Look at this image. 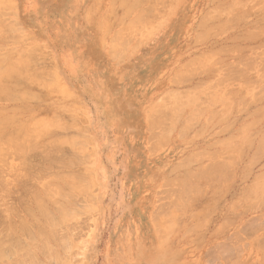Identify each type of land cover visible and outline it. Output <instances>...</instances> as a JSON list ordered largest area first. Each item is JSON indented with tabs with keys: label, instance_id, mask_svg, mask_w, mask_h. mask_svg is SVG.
I'll return each mask as SVG.
<instances>
[{
	"label": "rangeland",
	"instance_id": "374dc122",
	"mask_svg": "<svg viewBox=\"0 0 264 264\" xmlns=\"http://www.w3.org/2000/svg\"><path fill=\"white\" fill-rule=\"evenodd\" d=\"M133 1L0 0V57L7 53L0 66L15 67L7 78L1 79L4 73L0 74V87L4 89L0 88V116L14 115L8 116L9 120L6 116L5 120L0 118L8 121V125L4 122L3 128L0 126V232L11 234L3 240V248L8 243L15 244L17 237L22 241L21 235L22 243L31 241L24 246L19 240L16 242V252L21 253L17 256L15 245L7 246L6 251L13 250L8 254L1 248L5 257L0 256V264H264V142L260 145L259 140L264 139V73L259 75L264 68V0H136V5ZM126 6L133 9L130 7L127 12ZM243 9L247 11L244 15ZM139 10V18L144 20L139 19L141 27L128 24L131 19V24L136 22L133 18L138 19ZM146 23L148 26H144ZM126 25L133 27L129 30ZM9 54L13 58L8 60ZM246 54L256 56L257 62ZM17 60L20 64L15 62L16 67ZM181 73L184 75L179 78ZM11 74L17 75L10 77ZM227 74L231 75L229 79ZM172 100L175 108L170 105ZM158 115L164 117L159 120ZM40 119H45L43 125ZM23 123L29 133L23 131ZM160 131L161 135L155 134ZM9 135L15 139L12 144V139H7ZM248 139L253 140L251 146L244 143ZM219 155L227 156L224 160L229 163L224 166L229 169L221 170L224 166L220 160L221 167L216 164L220 176L213 169L218 176L212 179L214 175L211 177L208 171L213 164L210 159L214 157L215 167L216 160L219 163L223 159ZM206 167L210 175L205 176L204 169V180L200 179L199 168ZM194 174H199L200 181ZM209 176L212 180L205 179ZM179 179H184L186 189L195 185V191L183 192ZM174 183L176 187L182 185L183 194ZM46 184L50 185L49 192ZM175 190L187 198L179 201L181 195ZM38 205L45 216L36 208ZM48 209L58 219L56 223L55 217L50 216L55 222L51 227L42 218L49 217L45 213ZM29 213L35 216L30 217ZM22 221L28 225L20 226ZM21 227L30 228L29 234L34 236L24 232L25 236ZM14 228L16 232L11 233ZM43 230L44 239L49 240L43 241L44 236L38 234ZM36 237L42 238V248ZM236 246L241 248L236 250ZM26 247L30 251L24 252Z\"/></svg>",
	"mask_w": 264,
	"mask_h": 264
},
{
	"label": "bare ground",
	"instance_id": "6f19581e",
	"mask_svg": "<svg viewBox=\"0 0 264 264\" xmlns=\"http://www.w3.org/2000/svg\"><path fill=\"white\" fill-rule=\"evenodd\" d=\"M123 1H127V0H123ZM131 1H133V0H131ZM135 1H136V0L133 1V4L136 3ZM159 1H160V0H159ZM162 1H163V0H162ZM218 1H219V0H218ZM218 1H216V2H218ZM233 1H234V0H233ZM236 1H237V0H236ZM129 2H130V0H129ZM138 2H139V0H138ZM155 2H156V0H155ZM238 2H239V1H238ZM243 2H245V1H243ZM243 2H242V3H243ZM160 3H161V2H160ZM168 3H169V2H168ZM119 4H120V3H119ZM124 4H125V3H124ZM127 4L129 5V3H127ZM137 4H138V3H137ZM140 4L142 5L143 2L140 3ZM157 4H158V3H156L155 5H157ZM163 4H165V1L163 2ZM235 4H236V3H235ZM251 4H252V3H251ZM255 4H256V3H255ZM131 5H132V4H131ZM135 5H136V4H135ZM141 5H139V6H141ZM143 5H144V4H143ZM165 5H166V4H165ZM237 5H239V4H237ZM241 5H242V4H241ZM245 5H246V4H245ZM117 6H118V5H117ZM121 6H122V5H121ZM121 6H120V7H121ZM132 6H133V5H132ZM242 6H243V5H242ZM252 6H253V5H252ZM258 6H259V5H258ZM4 7H5V6H4ZM6 7H7V6H6ZM126 7H127V6H126ZM130 7H131V6H128L127 8L129 9ZM136 7H137V6H136ZM144 7H145V6H144ZM153 7L155 8V6H153ZM159 7L161 8V6H159ZM212 7H213V6H212ZM217 7H218V6H217ZM246 7H247V6H246ZM246 7H245V8H246ZM127 8H125V9L123 8L124 11H126ZM131 8H132V7H131ZM133 8H134V6H133ZM133 8H132V9H133ZM149 8H152V7H149ZM160 8H159V9H160ZM247 8H248V7H247ZM247 8H246V10H247ZM121 9H122V8H121ZM156 9H157V8H156ZM249 9H250V8H249ZM254 9H255V8H254ZM141 10H142V8H141ZM145 10H146V9H145ZM149 10H150V9H149ZM246 10L243 9V10H242L243 13H242V11H241V13L244 15V13L247 12ZM255 10H256V9H255ZM137 11H138V10H137ZM142 11H143V10H142ZM155 11H157V10H155ZM220 11H221V10H220ZM244 11H246V12H244ZM127 12H130V9H129V11H127ZM127 12H126V13H127ZM150 12L153 14L152 11H150ZM248 12H249V10H248ZM122 13H123V11H122ZM137 13H138V12H137ZM215 13H216V12H215ZM235 13H236V12H235ZM241 13H240V15H241ZM251 13H252V12H251ZM134 14L136 15V12H135ZM139 14H141V13H140V10H139V13L137 14L138 19H137L136 16L133 15L134 18H133V17H132V18H133L134 20L136 19V22L133 21V23H138L140 18L142 19V20L140 19L142 22L144 21L143 18H142V16L139 18ZM145 14H147V13H145ZM149 14H150V13H149ZM204 14H205V11H204ZM216 14H217V13H216ZM238 14H239V13H238ZM116 15H117V14H116ZM155 15H156V14H155ZM202 15H203V14H202ZM230 15H231V14H230ZM235 15H236V14H235ZM119 16H120V14H119ZM125 16H126V15H125ZM145 16H146V15H145ZM149 16H150V15H149ZM152 16H153V15H152ZM156 16H157V18H158V15H156ZM208 16H209V15H208ZM218 16H219V15H218ZM135 17H136V18H135ZM241 17H242V16H241ZM114 18H115V16H114ZM144 18H145V17H144ZM146 18H147V16H146ZM155 18H156V17H155ZM227 18H228V17H227ZM263 18H264V17H263ZM118 19H119V18H118ZM148 19H149V18H148ZM206 20H208V19H206ZM225 20H226V19H225ZM129 21H130V22H128V24L130 23V25H133V26H134V25H135V26H137V25L140 26V23H141V25H142V22H140V23H138V24H133V23L131 24L132 19L129 20ZM145 21H146V20H145ZM200 21H203V20H200ZM230 21H231V19H230ZM203 22H204V21H203ZM224 22H225V21H224ZM260 23H262V22H260ZM124 24H125V23H124ZM229 24H230V23H229ZM8 25H9V24H8ZM8 25H7V26H8ZM197 25H198V24H197ZM203 25H204V24H203ZM3 26H4V25H3ZM3 26H2V27H3ZM11 26H12V25H11ZM123 26H124V25H123ZM127 26H129V25H126L125 28H127ZM133 26H132V27H133ZM139 26H138V27H139ZM144 26H148L147 23H146ZM212 26H213V25H212ZM222 26H223V25H222ZM255 26H256V25H255ZM262 26H264V25H262ZM132 27L130 26V27H129L130 29H129V28H127V29L131 30ZM140 27H141V26H140ZM199 27H200V26H199ZM216 27H217V25H216ZM252 27H253V26H252ZM256 27L258 28V26H256ZM259 27H260V29L263 28V27H261V26H259ZM4 28H5V27H4ZM119 28H120V27H119ZM209 28H210V27H209ZM221 28H222V27H221ZM239 28H240V27H239ZM15 29H16V28H15ZM106 29H107V28H106ZM123 29H124V27H123ZM136 29H137V28H136ZM136 29H135V31H137ZM140 29H141V28H140ZM210 29H212V28H210ZM210 29H209V30H210ZM214 29H215V28H214ZM1 30H2V29H1ZM129 30H128V31H129ZM141 30H142V29H141ZM209 30H208V31H209ZM247 30H248V32H249V29H247ZM247 30H244V31H247ZM2 31H3V30H2ZM6 31H7V30H6ZM121 31H122V29H121ZM142 31H143V30H142ZM208 31H207V32H208ZM219 31H220V30H219ZM250 31H252V30H250ZM137 32H138V31H137ZM196 32H197V31H196ZM241 32H242V31H241ZM254 32H255V31H254ZM256 32H257V30H256ZM256 32H255V34H256ZM0 33H1V32H0ZM252 33H253V32H252ZM252 33H250L251 36L253 35ZM258 33L260 34V32H258ZM14 34H15V33H14ZM14 34H13V35H14ZM117 34H118V33H117ZM120 34H121V33H120ZM129 34H130V32H129ZM196 34H197V33H196ZM205 34H208V33H205ZM259 34H258V35H259ZM13 35H12V36H13ZM15 35H16V34H15ZM127 35H128V34H127ZM210 35H211V34H210ZM256 35H257V34H256ZM260 35H261V34H260ZM25 36H26V35H25ZM103 36H104V34H103ZM125 36H126V35H125ZM195 36H196V35H195ZM204 36H206V35H204ZM207 36H208V35H207ZM242 36H243V35H242ZM251 36H250V37H251ZM8 37H9V36H8ZM233 37H234V36H233ZM236 37H237V35H236ZM246 37H249V36H246ZM252 37H254V35H253ZM256 37H258V36H256ZM256 37H255V38H256ZM11 38H12V37H11ZM123 38H124V37H123ZM123 38H122V39H123ZM195 38H196V37H195ZM228 38H229V37H228ZM242 38H244V37H242ZM115 39H116V38H115ZM198 39H200V38L198 37ZM235 39H236V38H235ZM238 39H239V38H238ZM240 39H241V38H240ZM8 40H10V39H8ZM136 40H137V39H136ZM242 40H243V39H242ZM251 40H253V39L251 38ZM262 41H263V40H262ZM118 42H120V41H118ZM118 42H117V43H118ZM193 43H194V42H193ZM231 44H234V43H231ZM256 44H257V42H256ZM123 45H124V44H123ZM226 45H227V44H226ZM244 45H245V44H244ZM244 45H243V47H244ZM253 45H254V44H253ZM253 45H252V46H253ZM261 45H262V48H263V42H262ZM261 45H260V46H261ZM120 46L122 47V45H120ZM133 46H134V45H133ZM227 46H228V45H227ZM229 46H230V45H229ZM233 46H234V45H233ZM233 46H231V47H233ZM245 46H246V45H245ZM254 46L256 47L257 45H254ZM258 46H259V44H258ZM123 47H124V46H123ZM250 47H251V46H250ZM219 48H220V47H219ZM247 48H249V45H248ZM247 48H245V49H247ZM262 48H261V51H263V53H264V50H263ZM40 49H41V48H40ZM213 49H214V48H213ZM227 49H229V48H227ZM233 49H234V48H233ZM239 49H241V48L239 47ZM19 50H20V49H19ZM113 50H115V49L112 48V51H113ZM224 50H226V49H224ZM229 50H230V49H229ZM236 50H237V49H236ZM242 50H243V49H242ZM257 50H258V49H257ZM222 51H223V50H222ZM254 51H255V50H254ZM23 52H24V51H23ZM0 53H1V52H0ZM17 53H18V52H17ZM30 53H31V52H30ZM33 53H34V52H33ZM202 53H203V52H202ZM208 53H209V52H208ZM212 53H213V52H212ZM258 53H260V52H258ZM258 53H257V55H258ZM5 54H7V53H5ZM5 54H3L2 57H0V60H1V58H2L1 61H3V62H4V60H5V59H3V58H4V57L6 58V56H4ZM241 54H242V53H241ZM247 54H248V53H247ZM247 54H246V55H247ZM249 54H250V53H249ZM253 54H254V52H253ZM0 55H1V54H0ZM26 55H27V54H26ZM209 55H210V54H209ZM235 55H237V54H234V55H232V56L235 57ZM239 55H240V54H239ZM254 55H256V54H254ZM254 55H252V56L254 57ZM259 55H260V54H259ZM9 56H10V57L7 56V57H8V60L12 57V55L9 54ZM201 56L204 57L205 55H204V56L201 55ZM247 56L249 57V55H247ZM252 56H251V57H252ZM34 57H35V56H34ZM36 57H37V56H36ZM42 57H43V56H42ZM193 57H194V56H193ZM226 57H227V56H226ZM248 57H247V58H248ZM251 57H249V58H251ZM253 57H252V58H253ZM255 57H256V56H255ZM255 57H254L255 61L258 60V59H256ZM259 57H260V56H259ZM259 57H258V58H259ZM12 58H13V57H12ZM216 58H217V57H216ZM222 58H223V57H222ZM243 58H244V57H243ZM247 58H246V59H247ZM260 58H261V57H260ZM260 58H259V60H260ZM262 58H263V56H262ZM6 59H7V58H6ZM39 59H40V58H39ZM189 59H190V58H189ZM213 59H214V58H213ZM218 59H219V58H218ZM238 59H239V58H238ZM240 59H241V58H240ZM254 59H252V60H254ZM243 60H244V59H243ZM249 60H250V59H248L247 61H249ZM261 60H262V59H261ZM1 61H0V63H1ZM20 61L22 62L23 60L21 59ZM231 61H232V60H231ZM247 61H246V63H247ZM255 61L252 62V63L254 64ZM263 61H264V60H263ZM3 62H2V63H3ZM15 62L17 63V65H18V63L20 64L19 60L14 61V63H15ZM37 62H38V61H37ZM43 62H44V61H43ZM235 62H236V61H235ZM238 62H239V61H238ZM243 62H244V61H243ZM256 62H257V61H256ZM2 63H1V64H2ZM16 63H15L14 65L17 67ZM222 63H223V62H222ZM261 63H262V62H261ZM3 64H4V63H3ZM197 64H198V63H197ZM232 64H233V63H232ZM236 64H237V63H236ZM236 64H235V66H236ZM263 64H264V62H263ZM35 65H36V64H35ZM43 65H44V64H43ZM233 65H234V64H233ZM255 65H256V63L254 64V66H255ZM258 65H259V64H258ZM258 65H257V66H258ZM260 65H262V64H260ZM1 66H2L3 68H5L4 71H2L3 68L0 69V74H1V73H2V74L4 73L3 75H1V77H2L1 79H3V77H6V78H7V77H8V74H10V73H12L13 71H15V67H14L13 65H8L7 68H6L4 65H1ZM1 66H0V68H1ZM178 66H179V65H178ZM207 66H208V65H207ZM207 66H205V68H207ZM228 66H230V64H229ZM240 66L242 67V64H241ZM254 66L251 64V67H253V69L255 68ZM18 67H19V66H18ZM25 67H26V66H25ZM27 67H28V66H27ZM179 67H180V66H179ZM192 67H193V66H192ZM194 67H195V66H194ZM194 67H193V69H194ZM232 67H233V66H232ZM237 67H238V66H237ZM237 67H236V69H237ZM241 67H240V68L238 67V69H239V70L242 69ZM249 67H250V65H249ZM258 67H259V66H258ZM260 67H261V66H260ZM22 68H23V67H22ZM30 68H32V67H30ZM40 68H41V67H40ZM223 68H224V67H223ZM225 68H226V67H225ZM25 69H26V68H24V70H25ZM28 69H29V68H28ZM36 69H37V68H36ZM186 69H187V68H186ZM202 69H203V68H202ZM218 69H219V68H218ZM226 69H227V68H226ZM229 69H231V68H229ZM233 69H234V67H233ZM244 69H245V67H244ZM258 69H260V68H257V70H258ZM19 70H20V69H19ZM21 70H23V69H21ZM44 70H45V69H44ZM51 70H52V69H51ZM194 70H195V69H194ZM224 70H225V69H224ZM234 70H235V69H234ZM242 70H243V69H242ZM245 70H246V69H245ZM245 70H244V71H245ZM262 70L264 71V68H263ZM262 70H261V71H262ZM198 71L200 72L201 69L198 70ZM198 71H197V73H198ZM232 71H233V70H232ZM244 71H243V72H244ZM255 71H256V70L253 71V74H254ZM261 71H260V74H259V75H261V73H262V74L264 73V72H261ZM5 72H6V73H5ZM19 72H21V71H19ZM40 72H41V71H40ZM44 72H45V71H44ZM185 72H186V71H185ZM219 72H220V71H219ZM224 72H225V71H224ZM15 73H16V72H14V74H15ZM188 73H189V72H188ZM222 73H223V72H222ZM241 73H242V72H241ZM244 73L246 74V72H244ZM251 73H252V72H250V75H251ZM14 74H13V75H14ZM42 74H43V73H42ZM182 74H183V73H181V75H178V77H179V76H182ZM186 74H187V73H186ZM195 74H196V73H195ZM219 74H221V73H218V75H219ZM224 74H225V73H224ZM224 74H223V75H224ZM228 74H230V72H229ZM228 74H227V76H228V79H229V77H231V75L229 76ZM247 74H249V73L247 72ZM4 75H7V76H4ZM13 75L11 74L10 77L13 76ZM16 75H17V74H16ZM16 75H14V76H16ZM38 75H39V74H38ZM183 75H184V74H183ZM238 75H239V74H238ZM238 75H237V77H238ZM14 76H13V77H14ZM45 76H46V75H45ZM185 76H186V75H185ZM215 76H216V75H215ZM232 76H233V75H232ZM257 76H258V75H257ZM257 76H255V77H257ZM25 77H26V76H25ZM37 77H38V76H37ZM220 77H223V76L220 75L219 78H220ZM224 77H226V75H225ZM258 77H259V76H258ZM261 77H262V76H261ZM39 78H40V77H39ZM179 78H180V77H179ZM179 78H178V80H179ZM181 78H182V77H181ZM215 78H216V77H215ZM215 78H213V79H215ZM217 78H218V77H217ZM217 78H216V81L218 80ZM238 78H239V77H238ZM259 78H260V77H259ZM263 78H264V77H263ZM23 79H24V78H23ZM28 79H29V78H28ZM36 79H37V78H36ZM40 79H41V78H40ZM42 79H43V78H42ZM183 79H184V78H183ZM213 79H212V80H213ZM222 79H223V78H221L220 80H222ZM225 79H227V77H226ZM225 79H224V80H225ZM252 79H253V78H252ZM252 79H251V80H252ZM208 80H209V79H208ZM220 80H219V81H220ZM0 81H1V80H0ZM22 81H23V80H22ZM22 81H21V82H22ZM201 81H202V80H201ZM210 81H211V80H210ZM213 81H214V80H213ZM222 81H223V80H222ZM249 81H250V80H249ZM257 81H258V80H257ZM257 81H256V82H257ZM5 82H6V81H5ZM5 82H4V83H5ZM18 82H19V81H18ZM26 82H27V81H26ZM26 82H24V83L26 84ZM39 82H40V81H39ZM42 82H43V81H42ZM181 82H182V81H181ZM199 82H200V81H199ZM202 82H203V81H202ZM7 83H8V82H7ZM7 83H6V84H7ZM19 83H20V82H19ZM22 83H23V82H22ZM204 83H205V82H204ZM20 84H21V83H20ZM25 84H24V85H25ZM28 84H29V83H28ZM30 84H31V83H30ZM41 84H42V83H41ZM193 84H194V83H193ZM240 84H241V83H240ZM250 84H251V83H250ZM254 84H255V83H254ZM262 84H263V83H262ZM17 85H18V84H17ZM24 85H23V86H24ZM195 85H196V84H195ZM195 85H194V86H195ZM197 85H198V84H197ZM199 85H200V84H199ZM210 85H211V84H210ZM231 85H232V84H231ZM233 85H234V84H233ZM241 85H242V84H241ZM260 85H261V84H260ZM1 86H4V85L1 84ZM6 86H7V85H6ZM19 86H21V85H19ZM202 86H203V84H202ZM202 86H201V87H202ZM206 86H207V85H206ZM219 86H220V85H219ZM247 86H248V85H247ZM203 87H204V86H203ZM208 87H209V86H208ZM231 87H232V86H231ZM262 87L264 88V84L262 85ZM0 88L3 89V87H0ZM258 88H259V87H258ZM27 89H28V88H27ZM217 89H218V88H217ZM247 89H248V88H247ZM7 90H8V87H7ZM23 90H24V89H23ZM173 90H174V89H173ZM185 90H187V89H185ZM185 90H184V91H185ZM189 90H190V88H189ZM234 90H235V89H234ZM249 90H250V88H249ZM0 91H1V90H0ZM3 91H4V89H3ZM11 91H12V90H11ZM13 91H14V90H13ZM166 91H167V90H166ZM224 91H226V90H224ZM227 91H228V90H227ZM8 92H9V91H8ZM34 92H36V91H34ZM235 92H236V91H235ZM253 92H254V91H253ZM253 92H252V95H253ZM2 93H3V92H2ZM4 93H5V92H4ZM23 93H24V91H23ZM163 93H164V92H163ZM224 93H225V92H224ZM255 93H258V91H256ZM11 94H12V93H11ZM28 94H29V93H28ZM31 94H32V93H31ZM206 94H207V93H206ZM230 94H231V93H230ZM261 94H262V93H261ZM4 95H5V94H4ZM6 95H7V94H6ZM25 95L28 96L27 93H26ZM25 95H24V96H25ZM32 95H33V94H32ZM32 95H31V96H32ZM161 95H162V94H161ZM170 95H171V94H170ZM170 95H169V96H170ZM258 95H260V94H258ZM258 95H257V98H258ZM262 95H263V94H262ZM0 96H1V92H0ZM7 96H8V95H7ZM11 96H13V95H11ZM172 96H173V95H172ZM5 97H6V96H5ZM8 97H9V96H8ZM13 97H15V96H13ZM16 97H17V96H16ZM201 97H202V96H201ZM212 97H213V96H212ZM239 97H240V96H239ZM244 97H245V96H244ZM2 98H3V96L0 97V99H2ZM6 98H7V97H6ZM168 98H170V97H168ZM210 98H211V97H210ZM254 98H255V96H254ZM7 99H9V98H7ZM172 99H173V98H172ZM183 99H185V98H182V100H183ZM186 99H188V98H186ZM213 99H214V98H213ZM258 99H259V98H258ZM3 100H4V99H3ZM15 100H16V99H15ZM164 100H165V99H164ZM170 100H171V99H170ZM177 100H178V99H176V100H174V101L177 102ZM254 100H255V99H254ZM183 101H184V100H183ZM203 101H204V100H203ZM207 101H208V100H207ZM211 101H213V100H210L209 102H211ZM171 102H172V103L170 104L171 107H174V106H173V104H174L173 100H172ZM187 102H188V101H187ZM190 102H191V101H190ZM209 102H208V103H209ZM178 103H179V105H180L181 101L178 102ZM178 103H177V104H178ZM198 103L200 104V102H198ZM211 103H212V102H211ZM242 103H243V102H242ZM242 103H241V104H242ZM204 104H205V103H204ZM225 104H226V103H225ZM232 104H233V103H232ZM232 104H231V105H232ZM179 105H178V106H179ZM211 105H212V104H211ZM11 106H13V105H11ZM17 106H18V105H17ZM166 106H167V105H166ZM166 106H164V108H168V107L170 108L169 104H168V107H166ZM175 106H177V105L175 104ZM206 106H208V105H206ZM18 107H21V106H18ZM18 107H17V109H18ZM180 107H182V106H180ZM183 107H185V106H183ZM208 107H210V106H208ZM208 107H207V108H208ZM0 108H1V107H0ZM2 108L5 109V107H2ZM11 108H12V107H11ZM14 108H15V105H14ZM14 108H13V109H14ZM58 108H60V107H58ZM174 108H175V107H174ZM196 108H198V107H196ZM153 109H154V108H153ZM0 110H1V112H2V109H0ZM156 110H157V109H156ZM172 110H173V109H172ZM176 110H177V107H176ZM216 110H217V109H216ZM254 110H255V109H254ZM3 111H4V110H3ZM157 111H158V110H157ZM170 111H171V110H170ZM174 111H175V109H174ZM174 111H171V112L174 113ZM210 111H211V110H210ZM251 111H252V110H251ZM1 112H0V113H1ZM15 112H16V111H15ZM151 112H153V111H151ZM151 112H150V113H151ZM158 112H160V111H158ZM175 112H176V111H175ZM211 112H213V111H211ZM254 112H255V111H254ZM18 113H20V112H18ZM156 113H157V112H156ZM249 113H250V112H249ZM13 114H14V113H13ZM15 114H16V113H15ZM51 114H52V113H51ZM162 114H163V113H162ZM247 114H248V113H247ZM163 115H164V114H163ZM163 115H162V116H161V115H160V116L158 115V116L160 117V118L158 117V119L160 120L161 117H164ZM3 116H4V114H3ZM5 116H6V115H5ZM5 116L3 117L4 120H5L6 118L9 120L8 116H9V117H13L14 115H12V114H11V115H10V114L8 115V114H7L6 118H5ZM152 116H154V115H151V117H152ZM245 116H246V115H245ZM24 117H25V116H24ZM35 117H36V116H35ZM49 117H50V116H49ZM51 117H52V116H51ZM151 117H150V118H151ZM223 117H224V116H223ZM0 118H1V116H0ZM3 118H1V119H3ZM15 118H16V117H15ZM30 118H31V117H30ZM43 118H44V117H43ZM37 119H38V118H37ZM156 119H157V116L154 117V118H152V120H156ZM257 119H258V118H257ZM44 120H45V119H44ZM44 120L42 119L43 122H41V119H40V123H42V125H43L44 122H45ZM50 120H51V119H50ZM149 120H150V119H149ZM252 120H253V119H252ZM0 121H1V122H0V126H1L4 122H5V123H4L3 125H5V124L8 125V123H7L8 121H7V122H6V121L2 122L3 120H0ZM38 121H39V120H38ZM250 121H251V120H250ZM21 122H22V121H21ZM33 122H34V121H33ZM36 122H37V121H36ZM36 122H35V123H36ZM148 122H149V121H148ZM155 122H156V121H155ZM217 122H218V120H217ZM253 122H254V121H253ZM37 123H39V122H37ZM46 123H47V122H46ZM150 123H151V122H150ZM150 123H149V124H150ZM152 123H153V122H152ZM158 123H159V122H158ZM162 123H165V122L162 121ZM14 124H15V123H13V125H14ZM25 124H26V123H25ZM28 124H30V123L28 122ZM28 124H27V125H28ZM31 124H32V122H31ZM153 124H157V123H153ZM153 124H151V126H152ZM3 125H2V128H3ZM9 125H11V123H9ZM22 125H23V131H24V132H27V131H25V129L27 130L29 127L24 129V126H26V125H24V123H23ZM22 125H20L21 129H20L19 131L22 130ZM36 125L38 126V125H41V124H36ZM167 125H168V124H166V126H167ZM242 125H243V124H242ZM46 126L48 127V125H46ZM46 126H44V127L47 128ZM156 126H157V125H156ZM156 126L154 125V127H156ZM162 126H164V125H162ZM162 126H161V127H162ZM174 126H175V125H174ZM30 127H31V126H30ZM33 127H34V126H33ZM44 127H43V128H44ZM245 127H247V126H245ZM2 128H1V129H2ZM31 128H32V127H31ZM31 128H30V129H31ZM39 128H41V127H39ZM45 128H44V129H45ZM164 128H167V127H164ZM221 128H222V127H221ZM16 129H17V128H15L14 132L16 131ZM18 129H19V128H18ZM67 129H68V128H67ZM159 129H160V128H159ZM2 130H3V129H2ZM9 130H10V129H9ZM28 130H29V129H28ZM41 130H42V129H41ZM164 130H165V129H164ZM167 130H168V129H167ZM0 131H1V130H0ZM6 131H7V130H6ZM19 131H18V132H19ZM23 131H22V132H23ZM43 131H44V130H43ZM161 131H162V130H161ZM161 131H160V132H157V133H155V134L158 135V133H160L159 135H161V133H162ZM187 131H188V130H187ZM1 132H2V131H1ZM9 132H10V131H9ZM33 132H34V131H33ZM48 132H49V131H48ZM48 132H47V133H48ZM165 132H166V131H165ZM182 132H183V131H182ZM12 133H13V132H12ZM16 133H17V132H16ZM27 133H29V131H28ZM166 133H167V132H166ZM183 133H184V132H183ZM262 133H263V132H262ZM6 134H7V133H6ZM10 134H11V132H10ZM14 134H15V133H14ZM21 134H22V133H21ZM44 134H46V133H44ZM69 134H70V133H69ZM163 134H164V133H163ZM180 134H182V133L180 132ZM198 134H200V133H198ZM255 134H256V133H255ZM1 135H2V133L0 134V137H1ZM12 135H13V134H12ZM24 135H25V134H24ZM42 135H43V134H42ZM157 135H156V136H157ZM2 136H3V135H2ZM10 136H11V135H9L8 137H10ZM13 136H14V135H13ZM13 136H12V137H13ZM22 136H23V135H21L20 137H22ZM26 136H27V134H26ZM29 136H30V134H29ZM58 136H59V135H58ZM163 136H164V135H163ZM226 136H227V135H226ZM8 137H7V139H9V140L12 139V137H10V138H8ZM23 137H24V136H23ZM35 137H36V136H35ZM35 137H34V138H35ZM56 137H57V136H55V138H56ZM66 137H67V136H66ZM160 137H161V136H160ZM14 138H15V137H14ZM38 138H39V137H38ZM59 138H60V137H59ZM75 138H76V137H75ZM161 139H162V138H161ZM225 139H226V138H225ZM3 140H6V139L4 138ZM31 140H33V139H31ZM164 140H166V139H164ZM222 140H223V139H222ZM248 140H249V141H248ZM248 140H247L248 142L244 141V143H250V146H251V144H252L251 142H252L253 140H252V141H251V139H248ZM259 140L261 141V142H260V145H261V143L264 142V141H263L264 139H263V138L261 139V137H260ZM14 141H15V139H14ZM14 141H13V139H12V140L9 141V142H11V144H12ZM28 141H30V139H29ZM217 141H219V140H217ZM236 141H237V140H236ZM250 141H251V142H250ZM22 142H23V141H22ZM22 142H21V143H22ZM25 142H26V141H25ZM232 142H233V141H232ZM28 143H29V142H28ZM34 143H35V142H34ZM34 143H32V144H34ZM53 143H54V142H53ZM78 143H79V142H78ZM78 143H77V145H78ZM239 143H240V142H239ZM256 143H257V142H256ZM256 143H255V144H256ZM2 144H3V143H2ZM5 144H6V143H5ZM11 144H10V145H11ZM15 144H16V143H15ZM18 144H19V143H17L16 145L18 146ZM29 144H31V143H29ZM38 144H39V143H38ZM47 144H48V143H47ZM56 144H58V143H56ZM60 144L62 145L63 143H60ZM255 144H254V145H255ZM10 145H9V146H10ZM26 145H27V144H26ZM66 145H67V143H66ZM229 145H230V144H229ZM248 145H249V144H248ZM248 145L246 144V146H248ZM256 145H257V144H256ZM260 145H258V146H260ZM263 145H264V143H263ZM263 145H262V146H263ZM1 146H2V145H1ZM17 146H16V147H17ZM23 146H24V145H23ZM35 146H37V145H35ZM68 146L71 147L69 143H68ZM242 146H243V145H242ZM10 147H11V146H10ZM29 147H30V146H29ZM1 148H2V147H0V149H1ZM19 148H20V147H19ZM27 148H28V147H27ZM32 148H33V147H32ZM49 148H50V147H49ZM226 148H227V147H226ZM260 148H261V147H260ZM260 148L257 147L258 150H259ZM16 149H17V148H16ZM69 149H70V148H69ZM257 149L254 148V150H257ZM2 150H3V149H2ZM22 150H23V149H22ZM53 150H54V148H53ZM73 150H74V149H73ZM204 150H205V149H204ZM206 150H207V149H206ZM240 150H241V149H240ZM262 150H264V149H262ZM17 151H19V150H16V152H17ZM51 151H52V150H51ZM208 151H209V149H208ZM211 151H212V150H211ZM230 151H232V150H230ZM246 151H247V150H246ZM209 152H210V151H209ZM209 152H208V153H209ZM216 152H219V151H216ZM241 152L243 153V150H242ZM241 152H240V153H241ZM259 152H260V151H259ZM25 153H26V152H25ZM59 153H60V152H59ZM202 153H204V152L202 151ZM213 153H214V152H213ZM250 153H251V152H250ZM254 153H256V152L254 151ZM254 153H253V154H254ZM261 153H262V152H261ZM4 154H5V153H4ZM23 154H24V153H23ZM41 154H42V153H41ZM49 154H50V153H48V155H49ZM63 154H64V153H63ZM190 154H191V153H190ZM199 154H200V153H199ZM225 154H226V153H225ZM228 154H229V153H227L226 155H228ZM18 155H19V154H18ZM42 155H43V154H42ZM50 155H51V154H50ZM53 155H54V154H53ZM55 155H56V154H55ZM57 155H58V153H57ZM212 155H213V154H212ZM226 155H225L224 157H227ZM229 155L231 156V154H229ZM245 155H246V153H245ZM254 155H257V154H254ZM60 156H61V155H60ZM67 156H68V155H67ZM186 156H187V155H186ZM219 156H220V155H219ZM252 156H253V155H252ZM260 156H261V155H260ZM23 157L25 158L24 155H23ZM72 157H73V155H72ZM184 157H185V156H184ZM221 157H223V155H221L220 158H221ZM224 157H223V159H219V160H218L219 163H217V160H216V163H215V165H214L215 167H213V164H214V162H215V161H213V160H214V159H213L214 157H213L212 159H210V162H211V161L213 162V164L210 163V167H212L211 170H210V168H209L208 165H207V167L209 168V170L207 169V167H206V168H201V169L199 168V170H201V173H200L199 170H196V169H195V170H196V171H199L201 177L203 176L202 174H203L204 172H205V174H204L205 176L210 175V173L207 174V172L209 171V172H211V177H212V173H213V175H214V173H215V172H213V171H215L216 169H219V168L221 167L222 164H223V165H222V167H223L224 165H227L226 163H229V161H228L227 158H226V159H227L228 162H226V161L224 160ZM248 157H249V156H248ZM248 157H247V158H248ZM250 157H251V156H250ZM2 158H3V157H2ZM53 158H54V157H53ZM64 158H66V157H64ZM199 158H200V157H199ZM217 158H218V157H217ZM66 159H67V158H66ZM72 159H74V158H72ZM72 159H71V160H72ZM183 159H184V158H183ZM185 159H186V158H185ZM237 159H238V158H237ZM2 160H3V159H2ZM197 160H198V158H197ZM220 160L225 161V164H224L223 161H221V162H222V164H221V163H220ZM45 161H46V160H45ZM53 161H54V160H53ZM64 161H65V160H64ZM73 161H76V160H73ZM232 161H233V160H232ZM245 161H246V160H245ZM256 161H257V160H256ZM51 162H52V161H51ZM54 162H58V160H57V161L55 160ZM70 162H71V161H70ZM188 162H189V161H188ZM192 162H193V161H192ZM208 162H209V161H208ZM47 163H48V161H47ZM71 163H72V162H71ZM74 163H75V162H74ZM177 163H178V162H177ZM181 163H183V162H181ZM61 164H62V163H61ZM61 164H60V165H61ZM183 164H185V163H183ZM207 164H208V163H207ZM216 164H218V165L220 164V167L217 168V167H216ZM262 164H263V163H262ZM55 165H57V164H55ZM67 165H68V164H67ZM74 165H75V164H74ZM187 165H188V163L186 164V166H187ZM218 165H217V166H218ZM228 165H229V164H228ZM25 166H26V165H25ZM57 166H58V165H57ZM180 166H181V165H180ZM184 166H185V165H184ZM184 166H183V167H184ZM197 166H199V165H197ZM203 166H204V165H203ZM230 166H231V163H230ZM49 167H50V165H49ZM194 167H195V166H194ZM200 167H201V166H200ZM226 167H227V166H224L223 168H221V170L226 169ZM228 167H229V166H228ZM228 167H227V168H228ZM244 167H245V166H244ZM173 168H174V165H173ZM177 168H178V167H177ZM197 168H198V167H197ZM246 168H247V167H246ZM39 169H40V168H39ZM47 169H48V168H47ZM204 169H205L206 171H204V172L202 173V170H204ZM213 169H214V170H213ZM228 169H229V168H228ZM241 169H242V167H241ZM251 169H252V167H251ZM41 170H43V169H41ZM172 170H173V169H172ZM207 170H208V171H207ZM212 170H213V171H212ZM221 170H220V172H219V170H216V172L218 171L217 174L219 173V176H220ZM249 170H250V169H249ZM45 171H46V170H45ZM73 171H74V170H73ZM73 171H71V172L73 173ZM76 171H77V170H76ZM185 171H186V170H185ZM187 171H188V170H187ZM189 171H190V170H189ZM193 171H194V169H193ZM193 171H192V172H193ZM25 172H26V171H25ZM54 172H55V171H54ZM224 172H225V170H224ZM39 173H40V172H39ZM47 173H48V172H47ZM49 173H51V172H49ZM84 173H85V172H84ZM168 173H169V171H168ZM181 173H183V172H181ZM189 173H191V172H189ZM242 173H243V172H242ZM242 173H241V174H242ZM25 174H27V173H25ZM34 174H35V173H34ZM63 174H64V173H63ZM65 174H66V173H65ZM65 174H64V175H65ZM78 174H79V173H78ZM86 174H87V173H86ZM187 174H188V172H187ZM206 174H207V175H206ZM217 174H215V175H217ZM223 174H224V173H223ZM223 174H222V175H223ZM233 174H234V173H233ZM247 174H249V173H247ZM74 175L76 176V174H74ZM81 175H82V174H81ZM81 175H80V176H81ZM185 175H186V173H185ZM188 175H189V174H188ZM188 175H186V177H187ZM191 175H192V174H191ZM194 175H196V174H194ZM215 175L212 177V179L215 177ZM244 175H245V174H244ZM43 176H44V175H43ZM69 176H70V175H69ZM72 176H73V175H72ZM80 176H79V177H80ZM183 176H184V175H183ZM183 176H181V177L183 178ZM196 176H197V177H194V178H197V179H198V177L200 178L199 174H197ZM217 176H218V175H217ZM189 177H190V175H189ZM189 177H187V179H188ZM211 177H210V176L207 177V178L205 177V179H209V178L211 179ZM222 177H223V176H222ZM243 177H245V176H243ZM71 178H72V177H71ZM174 178H177V176L174 177ZM182 178H181V179H182ZM224 178H225V177H224ZM62 179H63V178H62ZM73 179H74V178H73ZM168 179H169V178H168ZM168 179H167V180H168ZM181 179H179V180H181ZM184 179H186V178H184ZM184 179H183V181L181 180V183L184 182ZM187 179H186V180H187ZM197 179H195V180L198 181L199 179H198V180H197ZM200 179H203V180H204V177H202V178H200ZM212 179H211V180H212ZM215 179H216V178H215ZM218 179H219V178H218ZM0 180H1V179H0ZM40 180H41V179H40ZM40 180H39V181H40ZM80 180H81V179H80ZM82 180H83V179H82ZM186 180H185V181H186ZM211 180H210V181H211ZM174 181H175V179H174ZM196 181H194V182L196 183ZM199 181H200V180H199ZM206 181H207V184H208V180H206ZM218 181H219V180H218ZM23 182H24V181H23ZM32 182H33V181H32ZM32 182H31V183H32ZM35 182H36V181H35ZM35 182H34V183H35ZM166 182H167V181H166ZM177 182L180 183L179 181H177ZM177 182H176V183H177ZM213 182H214V181H213ZM26 183H27V181H26ZM50 183H51V182H50ZM187 183H188V182H187ZM187 183H185V184H186V185H189V183H188V184H187ZM191 183H193V181H192ZM198 183H199V182H198ZM198 183L196 184V186L198 185ZM201 183H202V182H201ZM203 183H204V182H203ZM220 183H221V182H220ZM24 184H25V183H24ZM35 184H36V183H35ZM53 184H54V183H53ZM53 184H52V185H53ZM63 184H65V183H63ZM163 184H164V183H163ZM182 184L184 185V183H182ZM2 185H4V184H1V186H2ZM22 185H23V184H22ZM37 185H38V184H37ZM48 185H49V184H48ZM52 185H51V188L54 189L55 187L53 188L54 185H53V186H52ZM56 185H57V184H56ZM165 185H166V184H165ZM174 185H175V183H174ZM45 186L48 187L47 190H48V192H49V191H50V190H49L50 185L47 186V184H46ZM178 186H180L181 189H180V187L178 188ZM189 186H190V185H189ZM192 186L195 187V185H192ZM192 186H190V187H191L190 189H192L191 191L193 192V191H195V190L192 188ZM2 187H4V186H2ZM29 187H30V186H29ZM34 187H35V186H34ZM168 187L170 188L169 185L167 186V188H168ZM173 187H174V186H173ZM186 187H187V186H186ZM186 187H185V185L183 186V188H184V190H185V191L183 190V192H186V190L189 189V187H188V189H186ZM5 188H6V187H5ZM31 188H32V187H31ZM41 188H42V187H41ZM163 188H164V187H163ZM165 188H166V186H165ZM175 188H178L177 190H178V191H181V193L183 194V192H182V185H181V184H178L177 187H176V185H175ZM175 188H174V189H175ZM73 189H74V187H73ZM190 189H189V192L187 191L188 193L191 192ZM215 189H216V188H215ZM26 190H27V189H26ZM31 190H32V189H31ZM43 190H44L45 192H47V190H46L45 188H43ZM43 190H42V191H43ZM168 190H169V189H168ZM168 190H167V191H168ZM177 190H175V191L177 192ZM200 190H201V189H200ZM210 190H211V189H210ZM9 191H10V190H9ZM53 191H54V190H53ZM56 191H57V190H55L54 192H56ZM172 191H173V190H172ZM172 191H171V192H172ZM196 191H199V190H196ZM201 191H202V190H201ZM213 191H215V190H213ZM263 191H264V190H263ZM3 192L6 193V191H3ZM45 192H43V193H45ZM158 192H159V191H158ZM210 192H211V191H210ZM72 193H73V192H72ZM75 193H76V192H75ZM163 193H164V192H163ZM174 193H175V192H174ZM177 193H178V192H177ZM201 193H202V192H201ZM45 194H46V193H45ZM54 194H55V193H54ZM178 194H180V192H179ZM178 194H177V195H178ZM182 194H180L181 196H180V198H179V201L181 200V197L185 198L184 196H186V198H187V195H186L185 193H184V194H185L184 196H182ZM197 194H198V193H197ZM5 195H6V194H5ZM42 195L44 196V194H42ZM46 195H47V194H46ZM166 195H168V194H166ZM188 195H189V194H188ZM192 195H193V194H192ZM192 195H191V198H192ZM34 196H36V195H34ZM37 196L39 197V196H40V193H39V195H37ZM48 196H50V195H48ZM55 196H56V195H55ZM58 196H59V195H58ZM61 196H62V195H61ZM61 196H60V197H61ZM68 196H71V195L69 194ZM72 196H73V195H72ZM194 196H195V195H193V198H194ZM202 196H203V195H202ZM38 197H37V198H38ZM46 197H47V196H46ZM46 197H45V198H46ZM51 197H52V196H51ZM62 197L64 198V196H62ZM163 197H165V195H164ZM172 197H173V196H172ZM177 197H178V196H177ZM0 198H1V197H0ZM33 198H34V197H33ZM33 198H32V199H33ZM35 198H36V197H35ZM37 198H36V201H37ZM56 198H57V197H56ZM69 198H72V197H69ZM69 198H68V199H69ZM157 198H158V197H157ZM170 198H171V197H170ZM183 198H182V199H183ZM186 198H185V199H186ZM217 198H218V197H217ZM64 199L66 200V198H64ZM172 199H173V198H172ZM174 199H175V198H174ZM174 199H173V200H174ZM189 199H190V197H189ZM39 200H40V199H38V202H39ZM157 200H158V199H157ZM21 201H22V199H21ZM33 201H34V200H33ZM36 201L34 202V204L36 203ZM66 201H67V200H66ZM165 201H166V200H165ZM184 201H186V200H184ZM189 201L191 202V200H189ZM240 201H241V200H240ZM75 202H76V201H75ZM175 202H176V201H175ZM181 202H183V200H181ZM254 202H255V201H254ZM0 203H2V201H1ZM39 203H40V202H39ZM41 203H42V202H41ZM57 203H58V202H57ZM66 203H67V202H66ZM177 203L180 204V202H178V201L176 202V204H177ZM68 204H69V203H68ZM181 204H183V203H181ZM186 204L188 205L187 202H186ZM253 204H254V203H253ZM35 205H37V203H36ZM35 205H33V206L35 207ZM64 205H65V204H64ZM158 205H159V204H158ZM158 205H157V206H158ZM173 205H174V204H173ZM257 205H258V204H257ZM6 206H7V205H6ZM21 206H22V205H21ZM38 206H39V205H38ZM42 206H44V205H42ZM175 206H176V205H175ZM181 206H182V205H181ZM244 206H246V205H244ZM250 206H251V205H250ZM29 207H31V206H29ZM45 207H46V205H45ZM65 207H66V206H65ZM159 207H160V206H159ZM242 207H243V206H242ZM21 208H22V207H21ZM36 208H37V209L39 208V212L42 211L41 213H43L44 209L41 210L40 206H39V207H36ZM164 208H165V207H164ZM167 208H168V206H167ZM167 208H166V209H167ZM181 208H182V207H181ZM181 208H179V209H181ZM225 208H226V207H225ZM233 208H234V207H233ZM244 208H245V207H244ZM6 209H7V208H5V210H6ZM23 209H24V208H23ZM23 209H22V210H23ZM32 209H33V208H31V212H33ZM45 209H46V208H45ZM166 209H165V210H166ZM170 209H172V206H171ZM253 209H254V208H253ZM13 210H15V209H13ZM65 210H67V209H65ZM68 210H70V209H68ZM181 210H182V209H181ZM224 210H225V209H224ZM7 211H8V210H7ZM7 211H6V214H8ZM35 211H36L37 214H38V211H37V210H35ZM48 211H49V209L46 210L45 213H47ZM56 211H57V210H56ZM242 211H243V210H242ZM24 212H25V211H24ZM49 212H51V211H49ZM49 212H48V213H49ZM60 212H61L62 214H64L63 210H61ZM179 212H180V211H179ZM0 213H1V212H0ZM48 213H47V214H48ZM51 213H52V212H51ZM66 213H67V212H66ZM29 214H30V213H29ZM47 214H46V215H47ZM58 214H59V213H57V216H59ZM163 214H164V213H163ZM166 214H167V213H166ZM9 215H10V214H9ZM15 215H17V214H15ZM18 215H19V214H18ZM32 215L35 216L34 214H32ZM60 215H61V214H60ZM237 215H239V214L237 213ZM33 216H31V214H30V217H33ZM43 216H45L44 213H43ZM48 216H49L48 218L45 217V218H47V220H46L44 217H42V216H41V217L43 218V221H48L49 224H51V225L48 226V227L54 226L55 222H53V219H54L55 216H54V217H53V215L51 216L50 213L48 214ZM50 216H51L53 219H50V218H51ZM164 216H165V215H164ZM262 216H263V215H262ZM10 217H11V216H10ZM16 217H17V216H16ZM20 217H21V216H20ZM62 217H63V216H62ZM154 217H155V216H154ZM166 217H168V216H166ZM171 217H172V216H171ZM171 217H170V218H171ZM258 217H259V215H258ZM18 218H19V216H18ZM59 218H60V217H59ZM71 218H73V216H72ZM172 218H173V217H172ZM228 218H229V217H228ZM256 218H257V217H256ZM0 219H2V218H0ZM22 219H23V218H22ZM40 219H41V218H40ZM60 219H61V218H60ZM63 219H64V218H63ZM230 219H231V218H230ZM233 219H234V218H233ZM2 220H3V219H2ZM11 220H12V218H11ZM20 220H21V219H20ZM20 220H19V221H20ZM37 220H38V218H37ZM55 220H56V217H55ZM57 220H58V219H57ZM57 220H56V223H57ZM64 220H65V219H64ZM64 220H63V221H64ZM244 220H245V219H244ZM251 220H252V219H251ZM39 221H40V220H39ZM65 221H66V220H65ZM4 222H5V221H4ZM4 222H3V223H4ZM9 222H10V221H9ZM31 222H32V221H31ZM31 222H30V223H31ZM36 222H37V221H36ZM48 222H44V223H45V224L47 223L46 225H48ZM222 222H223V221H222ZM231 222H232V221H230L229 223H231ZM244 222H245V221H244ZM244 222H243V223H244ZM247 222H248V221H247ZM250 222H251V221H250ZM252 222H253V221H252ZM261 222H262V221H261ZM3 223H1V224H3ZM5 223H6V222H5ZM12 223H14V222H12ZM19 223H20V226H21L22 223H23L22 226H25V224H26V223L24 224L23 221H22V222H19ZM224 223H225V222H224ZM224 223H223V225H225ZM253 223H254V222H253ZM37 224H39V223H37ZM40 224H41V223H40ZM61 224H62V223H61ZM220 224H221V223H220ZM240 224H241V223H240ZM245 224H246V223H245ZM245 224H242V227L246 226ZM251 224H252V223H251ZM255 224H256V223H255ZM259 224H260V222L258 223V225H259ZM261 224H263V223H261ZM27 225H28V224H26V226H27ZM18 226H19V225H18ZM20 226H19V227H20ZM32 226H33V225H32ZM61 226H62V225H61ZM221 226H222V225H221ZM247 226H248V225H247ZM259 226H260V225H259ZM259 226H258V227H259ZM261 226H262V225H261ZM225 227H226V226H225ZM237 227H238V226H237ZM239 227H240V226H239ZM251 227H252V225H251ZM258 227H257V228H258ZM6 228H8V227H6ZM12 228H13V227H12ZM22 228H23L24 231L22 230ZM30 228H31V226H30ZM30 228H28V229L26 228V229H27V230H26V229H24V227H21L20 230L23 231V233H24V232H28V230H30ZM62 228H64V227H62ZM215 228H216V227H215ZM215 228H214V229H215ZM254 228H255V227H254ZM254 228H253V230H254ZM257 228H256V229H257ZM34 229H35V228H34ZM47 229H48V228H47ZM54 229H55V228H54ZM59 229H60V228H59ZM219 229H220V228H219ZM221 229H222V228H221ZM248 229H249V228H248ZM251 229H252V228H250V230H251ZM5 230H7V229H5ZM8 230H9V229H8ZM25 230H26V231H25ZM48 230H53V228H52V229L50 228V229H48ZM48 230H47V232H48ZM57 230H58V229H57ZM60 230H61V229H60ZM238 230H240V229H238ZM242 230H243V228H242ZM246 230H247V229H246ZM2 231H3V229H2ZM17 231H18V230H17ZM43 231H44V230H43ZM43 231H41V232H39V233L36 232V233H38V234H42V235H43V234L46 233L45 231H44V233H42ZM234 231H235V230H234ZM251 231H252V230H251ZM5 232H9V231H5ZM12 232H16V231H15V228H14L13 231H11V233H12ZM29 232H30V231H29ZM29 232H28V234H29ZM49 232L52 233V231H49ZM54 232H55V231H54ZM54 232H53V233H54ZM242 232H244V231H242ZM247 232H248V231H247ZM3 233H4V231H3ZM3 233L0 232V253H2V254H0V256H1V255L3 256V252H4V251H1V248H3V246H4V245H3V242H4L3 240H7V239H6V238H7L6 235H11V234H6V233H5V235H4ZM9 233H10V232H9ZM21 233H22V232H21ZM31 233H32V231H31ZM211 233H212V232H211ZM230 233H231V232H230ZM230 233H229V234H230ZM235 233H236V231H235ZM14 234H15V233H14ZM24 234H25V236H27L26 233H24ZM233 234H234V233H233ZM249 234H250V233H249ZM252 234H253V233H252ZM3 235H4V236H3ZM29 235H30V234H29ZM29 235H28V236H29ZM54 235H55V233H54ZM61 235H62V234H61ZM231 235H232V234H231ZM244 235H245V234H244ZM25 236H23V237H25ZM30 236H34V235H30ZM43 236H44V235H43ZM46 236H48V235H46ZM50 236H51V235H49V237H50ZM63 236H64V235H63ZM233 236H234V235H233ZM2 237H4V238L6 237V238H5V239H4V238L2 239ZM11 237H12V236H11ZM11 237H10V238H11ZM242 237H243V236H242ZM249 237H250V236H249ZM262 237H263V236H262ZM25 238H26V237H25ZM36 238H37V237H36ZM44 238H45V236L43 237V241L45 240ZM51 238L54 239L53 237H51ZM51 238H50V239H51ZM56 238H57V237H56ZM161 238H162V237H161ZM222 238H223V237H222ZM227 238H228V236H227ZM231 238H232V236H231ZM233 238H235V237H233ZM13 239H16V237H14ZM21 239H22V241H24V239L22 238V235H21ZM28 239H29V238H28ZM30 239H31V238H30ZM37 239H39V240L37 241V243L39 242L38 244L41 245L40 243H42V242H40V241L42 240V238L38 237ZM52 239H51V240H52ZM18 240H19V242H20L21 244H23L22 246L27 245V243H30V242H31V241H28V242H27V238H26V242H27L26 244L22 243V241L20 240L19 237H17V241H18ZM46 240H49V239L46 238ZM46 240H45V241H46ZM59 240H60V239H59ZM227 240H228V239H227ZM258 240H259V239H258ZM17 241H16V242H17ZM57 241H58V240H57ZM57 241H56V242H57ZM11 242H12V241H11ZM16 242H15V244H16ZM34 242H35V238H34ZM4 243H6V242H4ZM7 243H8V241H7ZM13 243H14V240H13ZM35 243H36V242H35ZM219 243H220V242H219ZM227 243H228V242H227ZM227 243H226V244H227ZM9 244H10V243H8V245L6 244L5 248H3V249L5 250V249L7 248V246H10L12 243H11L10 245H9ZM15 244H12L11 246L13 247V245H15ZM18 244H19V243H18ZM21 244H19V245H20L19 247H21ZM47 244H48V241H47ZM49 244H50V243H49ZM230 244H231V243H230ZM261 244H262V243H261ZM2 245H3V246H2ZM30 245H33V244L31 243ZM35 245H36V244H35ZM211 245H212V244H211ZM221 245H222V244H221ZM228 245H229V244H227V246H228ZM42 246H44V245H41V248H42ZM224 246H225V245H224ZM229 246H230V245H229ZM12 247H11V248H12ZM16 247H17L16 245L13 247V248L15 249V252L18 250V249L16 250ZM32 247H35V246H32ZM45 247H46V245H45ZM45 247H43V248L46 249ZM214 247H215V246H214ZM225 247H226V246H225ZM236 247H237V246H236ZM239 247H240V246H239ZM8 248H9V247H8ZM27 248H29V247H26V249H23V251H24V250H26V251L29 250V249H27ZM47 248H48V247H47ZM209 248H211V247H209ZM229 248H230V247H229ZM240 248H241V247H240ZM240 248H239V249H240ZM38 249H39V248H38ZM213 249H214V248L212 247V250H213ZM239 249H238V247H237L236 250H239ZM46 250H47V249H46ZM206 250H208V249H206ZM206 250L204 251V253H206ZM222 250H223V249H222ZM8 251H10V248H9ZM8 251L5 250L6 253H7ZM12 251H13V250H12ZM12 251H10V252H12ZM21 251H22V250H21ZM23 251H22V253H23ZM29 251H30V250H29ZM38 251H39V250H38ZM226 251H227V249H226ZM226 251H225V253H226ZM10 252H9V254H10ZM24 252H25V251H24ZM231 252H232V251H231ZM236 252H237V251H236ZM6 253H5V254H6ZM18 253H19V255L21 254L20 252H18ZM18 253L16 252V256L18 255ZM232 253H233V252H232ZM7 254H8V253H7ZM7 254H6V255H7ZM14 254H15V253H14ZM14 254H13V255H14ZM24 254H25V253H24ZM26 254H27V253H26ZM36 254H37V253H36ZM226 254H227V253H226ZM229 254L231 255V253H229ZM233 254H234V253H233ZM237 254H238V252H237ZM22 255H23V254H22ZM216 255H217V254H216ZM31 256H32V255H31ZM31 256H30V257H31ZM234 256H235V255H234ZM236 256H237V255H236ZM3 257H5V255H4ZM13 257H14V256H13ZM26 258H27V257H26ZM1 259H2V257H1ZM5 259H6V258H5ZM18 259H19V258H18ZM22 259H23V258H22ZM32 259H33V257H32ZM34 259H35V258H34ZM34 259H33V261H34ZM13 260H14V259H13ZM23 260H24V259H23ZM3 261H4V260H3ZM29 261H30V260H29ZM232 261H233V260H232ZM30 262H31V261H30ZM7 264H8V263H7ZM38 264H39V263H38Z\"/></svg>",
	"mask_w": 264,
	"mask_h": 264
}]
</instances>
